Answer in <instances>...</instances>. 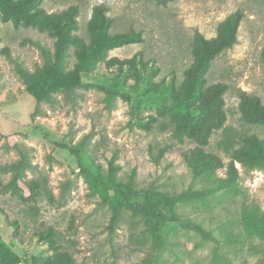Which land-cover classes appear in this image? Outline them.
Instances as JSON below:
<instances>
[{
	"label": "rangeland",
	"instance_id": "rangeland-1",
	"mask_svg": "<svg viewBox=\"0 0 264 264\" xmlns=\"http://www.w3.org/2000/svg\"><path fill=\"white\" fill-rule=\"evenodd\" d=\"M99 4L106 6L112 19V33L134 30L142 34V42L110 50L72 98L57 93L54 102L40 104L41 113L35 112V99L1 49L9 47L34 70L42 63L41 53L23 41L40 39L52 47L54 38L46 31L15 27L0 19V165L20 159L18 147L26 148L33 168L26 169L25 180L38 184L35 199L27 202L18 194L0 190L1 242L20 256L18 264H34L36 257L43 261L55 253L46 238L38 236L51 229L59 251L70 253L74 264L141 263L153 243L146 218L126 208L110 232V208L91 193L77 158L59 146L78 144L88 137V157L102 171L114 157L122 179L135 169L138 188L154 183L172 192L188 187L204 191L201 199L179 206V222L168 220L163 225L166 248L151 264H258L264 258V167L236 163L238 177L233 186L224 187L230 157L217 145L222 138L220 129L205 148L220 156L225 167L194 178L184 154L196 142L187 137L175 139L169 111L161 115L160 109L168 96L179 92L185 71L193 63L195 33L215 36L219 23L240 10L243 18L237 41L212 61L205 86L227 84L225 126L264 140L263 125L243 121L238 94L239 89L245 90L264 104V0H174L167 4L156 0H43L41 7L52 14L79 5L77 33L88 40V22ZM138 52L148 64L138 65L142 78L109 62L132 58ZM151 67L157 72L149 87ZM150 116L157 120L147 128ZM11 176V170L0 167V182ZM21 187L28 194L27 186Z\"/></svg>",
	"mask_w": 264,
	"mask_h": 264
},
{
	"label": "trees",
	"instance_id": "trees-1",
	"mask_svg": "<svg viewBox=\"0 0 264 264\" xmlns=\"http://www.w3.org/2000/svg\"><path fill=\"white\" fill-rule=\"evenodd\" d=\"M43 0H0V19L4 22L11 21L15 27H33L42 32H48L54 38L51 47L40 39L28 38L24 44H30L39 49L42 63L30 70L23 61L12 54L9 47H3L1 53L13 63L15 72L25 84L26 91L36 101V113H41L42 102H54L57 93L72 98L77 93V88L84 85V80L90 78L100 62L107 59L108 52L114 48L128 44L142 42L140 32L130 30L121 33H112V19L106 14L107 8L103 4L94 6L88 22L89 39L86 40L77 32L79 30L78 16L79 5H72L62 13L48 14L41 7ZM174 0H156L157 3L167 4ZM243 18L237 10L221 21L215 36L205 37L196 32L193 43L194 60L185 71V78L181 89L174 95L166 98L165 104L160 109L164 115L169 111L172 126V135L182 141L185 137L196 142V146L184 154L185 161L194 178H201L225 167L222 158L206 150L209 139L216 130H222V138L218 147L229 157L227 177L223 179V186L231 187L238 177L236 163L244 167H264V140L255 134H247L225 126L227 114L224 109V94L228 89L225 83H215L205 86V75L212 61L223 51L231 48L237 41V34ZM75 60L71 62V56ZM264 61V48L261 53ZM109 62L125 67L127 74L142 78L138 65L147 67L142 53L134 57L120 60L111 58ZM134 72V73H132ZM155 67L147 79L148 86L152 85V76L156 74ZM240 111L244 122L264 126V104L260 97L251 95L239 89ZM112 97L108 102L112 103ZM150 122L145 126L151 128L156 117L150 116ZM88 137H84L78 144H64L59 146L67 148L78 160L82 175L88 183L91 193L98 194L100 204L107 205L111 210L108 229L113 232L118 225L123 210L128 208L142 214L146 220L148 230L153 237V243L140 264H151L157 261L166 248L167 238L163 225L172 220L180 221L177 211L180 205L201 199L203 190L188 187L178 192L161 190L154 183L144 187L136 186V170L130 171L126 179L119 177L120 166L112 157L108 160L106 171L101 165L95 164L87 155ZM20 159L1 164L3 170H11L12 176L7 182H0L2 192L18 194L24 202L34 200L37 195L38 184L34 180L26 181V169L33 168L26 148L18 147ZM163 151V150H162ZM25 184L28 194L23 193L21 185ZM17 226V222H14ZM38 236L46 238L54 255L41 261L40 257L34 259V264H74L72 255L59 251L53 238L51 229L39 232ZM19 255L9 250L1 242L0 237V264H18ZM264 264V258L258 261Z\"/></svg>",
	"mask_w": 264,
	"mask_h": 264
}]
</instances>
